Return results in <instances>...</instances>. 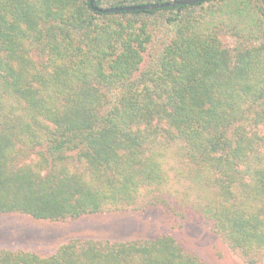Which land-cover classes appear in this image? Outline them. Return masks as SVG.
Masks as SVG:
<instances>
[{
    "label": "trees",
    "instance_id": "16d2710c",
    "mask_svg": "<svg viewBox=\"0 0 264 264\" xmlns=\"http://www.w3.org/2000/svg\"><path fill=\"white\" fill-rule=\"evenodd\" d=\"M171 171L205 190L194 209L229 250L264 264L263 0L117 13L0 0V216L167 205ZM0 264L207 263L164 233L72 239L46 257L2 250Z\"/></svg>",
    "mask_w": 264,
    "mask_h": 264
},
{
    "label": "rangeland",
    "instance_id": "374dc122",
    "mask_svg": "<svg viewBox=\"0 0 264 264\" xmlns=\"http://www.w3.org/2000/svg\"><path fill=\"white\" fill-rule=\"evenodd\" d=\"M173 189L167 205L144 211L102 213L77 220L50 222L22 214L0 216V251H22L42 257L72 239L122 242L168 234L207 264H246L229 250L212 230L209 222L196 214L200 194L205 190L171 171ZM193 208V209H192Z\"/></svg>",
    "mask_w": 264,
    "mask_h": 264
},
{
    "label": "water",
    "instance_id": "95a60500",
    "mask_svg": "<svg viewBox=\"0 0 264 264\" xmlns=\"http://www.w3.org/2000/svg\"><path fill=\"white\" fill-rule=\"evenodd\" d=\"M207 0H178V1H171L169 3L164 4H149V5H142V6H134V7H120V8H111V9H97L94 7L92 0H90L91 7L94 11L99 13H117V12H129V11H136V10H154V9H162L169 6L175 5H190L197 2H203ZM264 3V0H263Z\"/></svg>",
    "mask_w": 264,
    "mask_h": 264
}]
</instances>
